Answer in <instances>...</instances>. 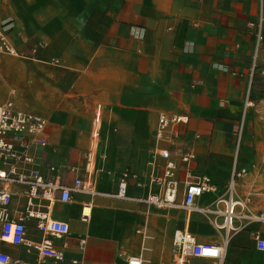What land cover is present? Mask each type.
I'll return each instance as SVG.
<instances>
[{
    "label": "crops",
    "instance_id": "0c3cea01",
    "mask_svg": "<svg viewBox=\"0 0 264 264\" xmlns=\"http://www.w3.org/2000/svg\"><path fill=\"white\" fill-rule=\"evenodd\" d=\"M6 20L23 56L0 54V105L11 101L47 122V146L32 149V163L19 172L57 175L71 185L86 176L87 154L93 156L98 195L76 193L47 212L69 226L63 238H49L64 253L61 264H126L127 257L173 264L175 231L188 232L198 244L224 246L221 264H264V253L254 246L256 234L264 238V223L243 219L226 235L202 214L178 206L158 209L103 196L116 193L124 173L127 197L162 194L161 186L149 184L167 163L155 156L156 147H167L155 140L160 113L188 117L187 125L176 128L170 160L194 151L191 174L200 162V174L216 187L197 205L212 207L225 194L233 171H242L248 137L243 126L264 94V0H0V23ZM255 56L258 68L252 75ZM98 106V133L92 139ZM49 166L56 172L49 173ZM71 167L77 174H70ZM175 177L179 205L182 167ZM238 187L235 181L234 197L246 204V213L264 212V200L262 207L244 199ZM8 189L11 217H26L25 187ZM89 202L90 220L81 222V205ZM24 221L27 242L45 238L36 228L38 219ZM0 250L11 264H52L25 245L0 242ZM190 262L216 264L183 257L182 264Z\"/></svg>",
    "mask_w": 264,
    "mask_h": 264
},
{
    "label": "built area",
    "instance_id": "2783aa9c",
    "mask_svg": "<svg viewBox=\"0 0 264 264\" xmlns=\"http://www.w3.org/2000/svg\"><path fill=\"white\" fill-rule=\"evenodd\" d=\"M11 22L6 20L0 23V54L13 57L23 56L12 43L9 33ZM141 37V36H139ZM36 51V49H35ZM253 58L252 75L258 68ZM264 83V70L260 71ZM248 105V103L246 104ZM100 107L95 113V123L91 134L96 139L98 133V121ZM188 117L185 115H168L160 113L157 118L155 140L157 145L165 144L167 147H156L155 156L162 158L167 163L161 177H150L149 184L162 187V194H150L144 199L129 198L126 195L127 174L124 173L118 182L117 191L108 194L113 199L131 200L153 206L158 209H166L178 206L187 212H196L208 218L217 230H223L226 235L236 230V222L248 219L253 222L264 223V212L258 214L246 213V204L241 199L234 197L235 181L241 172L232 173L225 194L217 198L212 207H200L197 201L207 192H214L215 186L210 184L209 179L204 176H193L191 174L195 153L192 150L176 153L177 162L170 160L171 149L176 146V128L187 125ZM96 124V125H95ZM47 122L33 114L19 110L14 103L8 101L0 105V242L27 248L38 252L41 262L51 260L52 264H61L64 261V253L56 249L49 238L61 239L69 233L66 222L50 219L48 209L54 202L62 204L72 200L73 194H83L89 197L98 195L95 180L92 178L93 156L89 152L86 157V176L76 177L71 185H65L55 175L45 178L39 171L28 170L27 173L19 172L26 170L25 167L32 163L30 151L34 148L47 146L46 140ZM198 136H196V139ZM182 167L184 170V190L181 203L176 205L179 182L175 172ZM70 174H77V169H68ZM49 173L56 172L53 166L48 167ZM20 185L25 187L26 217L38 219L36 228L45 236L40 242H27L25 216L11 217L10 204L12 193L8 186ZM44 210V211H41ZM92 212L91 202L81 205L79 220L88 222ZM219 220V221H218ZM84 246L85 240L80 241ZM254 246L258 252L264 253V238L258 234L254 236ZM172 251L177 260L173 264H182L183 257L212 260L221 264L225 257V247L216 244H198L194 237L188 232L175 231L172 237ZM77 264V261H72ZM0 264H11L10 257L0 250ZM126 264H142L140 257H127Z\"/></svg>",
    "mask_w": 264,
    "mask_h": 264
},
{
    "label": "rangeland",
    "instance_id": "374dc122",
    "mask_svg": "<svg viewBox=\"0 0 264 264\" xmlns=\"http://www.w3.org/2000/svg\"><path fill=\"white\" fill-rule=\"evenodd\" d=\"M259 99L261 101L251 108L250 124L248 126L241 124L238 126L237 133L240 134V129L243 126V131L246 130L248 137L245 142V155L241 158L242 167L239 168L244 170V173H240V177L237 178L236 182L239 184L238 193L240 196L262 206L264 200V94L260 95ZM249 106H252L250 102ZM241 138L243 140V136ZM199 163L194 169V176L201 175ZM105 213L106 210H100L101 215ZM189 264L196 263L190 262Z\"/></svg>",
    "mask_w": 264,
    "mask_h": 264
},
{
    "label": "bare ground",
    "instance_id": "6f19581e",
    "mask_svg": "<svg viewBox=\"0 0 264 264\" xmlns=\"http://www.w3.org/2000/svg\"><path fill=\"white\" fill-rule=\"evenodd\" d=\"M244 172V170H242ZM6 243L8 244V242L6 241Z\"/></svg>",
    "mask_w": 264,
    "mask_h": 264
}]
</instances>
